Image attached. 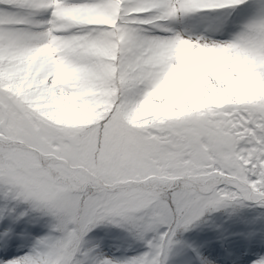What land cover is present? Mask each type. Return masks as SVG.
<instances>
[{
	"label": "snow or ice",
	"instance_id": "6c2138e0",
	"mask_svg": "<svg viewBox=\"0 0 264 264\" xmlns=\"http://www.w3.org/2000/svg\"><path fill=\"white\" fill-rule=\"evenodd\" d=\"M251 7L0 0V264H214L180 237L222 208H264ZM108 225L143 251L89 247Z\"/></svg>",
	"mask_w": 264,
	"mask_h": 264
},
{
	"label": "rangeland",
	"instance_id": "374dc122",
	"mask_svg": "<svg viewBox=\"0 0 264 264\" xmlns=\"http://www.w3.org/2000/svg\"><path fill=\"white\" fill-rule=\"evenodd\" d=\"M249 4L252 6L251 10L239 21L241 24L259 15L261 5H264V0H250ZM216 214L215 227L209 224L196 225L187 233L182 246L184 248L185 246L193 247L202 252L201 247L206 244L202 245L201 242H204L207 238L215 237L220 241L221 246L219 249H228L230 241H251V244L252 242L254 245L256 244L252 251L257 248V253L261 252V255H264V208L252 206L248 212L249 218L243 221L244 226H241L240 223L233 224L231 221L223 220L221 215ZM224 231L227 232L226 236L220 238V235L225 234ZM206 241L208 242V240ZM89 247L98 249L100 253L108 257L115 258L131 257L141 253L139 248L133 245L131 234L119 227L106 226L90 234ZM252 251L242 250L241 254L249 255ZM228 252H234L233 248L230 251L228 250Z\"/></svg>",
	"mask_w": 264,
	"mask_h": 264
},
{
	"label": "bare ground",
	"instance_id": "6f19581e",
	"mask_svg": "<svg viewBox=\"0 0 264 264\" xmlns=\"http://www.w3.org/2000/svg\"><path fill=\"white\" fill-rule=\"evenodd\" d=\"M204 243H207V242H203L202 244ZM208 251L210 252V259L214 261V264H254V261L256 259V257L254 256L250 258L242 259L239 257L238 253L237 254L229 253V256H233L236 258H234V260L230 259L229 262H225V257L218 254L213 247L208 246Z\"/></svg>",
	"mask_w": 264,
	"mask_h": 264
}]
</instances>
